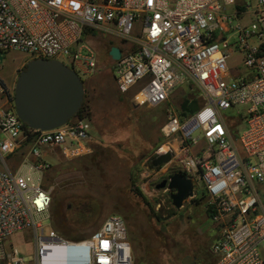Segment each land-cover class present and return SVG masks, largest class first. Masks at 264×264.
<instances>
[{"label":"built area","instance_id":"2783aa9c","mask_svg":"<svg viewBox=\"0 0 264 264\" xmlns=\"http://www.w3.org/2000/svg\"><path fill=\"white\" fill-rule=\"evenodd\" d=\"M95 39L110 43L118 90L134 91L138 106L165 104L187 81L200 88L204 103L192 113L167 111V140L152 159L172 156L152 167L173 165L193 179L195 190L203 186L218 229L214 264H264V0H0V69L8 53L22 52L27 61L61 60L88 80L102 64ZM114 45L121 49L117 60L110 55ZM233 55L239 59L232 68ZM86 118L33 129L19 117L0 73L6 165L0 169V264H133L121 214L109 215L83 238L47 225L53 197L43 183L49 164L42 147L59 148L70 159L89 154L93 135ZM17 153L27 155L13 171L7 158ZM22 166L27 171L20 172ZM28 229L34 254L26 261L10 239Z\"/></svg>","mask_w":264,"mask_h":264},{"label":"rangeland","instance_id":"374dc122","mask_svg":"<svg viewBox=\"0 0 264 264\" xmlns=\"http://www.w3.org/2000/svg\"><path fill=\"white\" fill-rule=\"evenodd\" d=\"M94 45L102 58L101 68L92 79L83 80L87 103L90 105L89 101L95 97L100 105L102 133L95 132L90 107L92 122L86 118L87 124L92 125L93 135L89 154L70 159L59 148L42 147V160L49 164L43 173V183L52 190L53 197L52 221L47 225L57 230L54 226L56 213L62 214L69 233L83 238L100 228L109 215L117 213L126 220L133 245V264H214L212 244L218 237V229L206 211L207 196L203 193V186L200 184L195 196L188 198L178 209L172 203L171 190L157 188V185L180 169L173 165L155 169L151 164L152 157L167 140L162 132L167 111L181 109L186 95L197 100L199 107L204 103L200 88L187 81L165 104L138 106L132 100L134 91L125 96L118 90L107 56L110 43L95 39ZM238 59L239 55L230 58L232 68ZM27 60L22 52L6 55L0 73L8 91H15L17 67L23 65L24 68ZM26 155H12L7 158V163L15 171L23 164ZM29 158L32 161L37 159L32 155ZM3 159L0 153V169L6 168ZM19 171L25 172L27 167L22 166ZM34 175L38 176L37 173ZM137 186L151 207L135 192ZM10 242L21 251L26 261L33 259L32 230L16 233ZM176 247L187 253L181 258L183 263L173 252Z\"/></svg>","mask_w":264,"mask_h":264},{"label":"water","instance_id":"95a60500","mask_svg":"<svg viewBox=\"0 0 264 264\" xmlns=\"http://www.w3.org/2000/svg\"><path fill=\"white\" fill-rule=\"evenodd\" d=\"M110 55L120 59L121 49L114 45ZM3 59V56H0ZM85 81L69 65L58 59H31L20 70L15 85L14 106L19 117L33 129L49 130L66 124L80 109L85 99ZM167 152L152 159L159 167L171 159ZM157 188L171 190V200L178 209L195 196L192 178L175 172L163 179Z\"/></svg>","mask_w":264,"mask_h":264},{"label":"trees","instance_id":"16d2710c","mask_svg":"<svg viewBox=\"0 0 264 264\" xmlns=\"http://www.w3.org/2000/svg\"><path fill=\"white\" fill-rule=\"evenodd\" d=\"M191 106H193V107H191ZM197 107H198V101L197 100H193V99H191V96L186 95L184 97V100H183L182 104H181V109H179V112L182 115H186V114H189L190 112H193L194 110H196ZM90 113H91L90 112V105L84 99V101H83L80 109L76 113V115H80V116L87 115V116H89ZM134 190L151 207L149 201L146 199V197L143 194L141 188L137 186V187H135ZM56 215H57V218L55 219L54 226L59 231V233L61 235L65 236V237H68V238H80V237H74V236H72L69 233L70 231L68 229H66V223H65V220H64V215H62V214H59L58 215V213H56ZM155 216L157 217L158 220H160V216L159 215L156 214ZM173 252L178 257L180 263H183V261H182L181 258H183L184 255H187V253L185 251H182L178 247L174 248ZM152 264H154V262Z\"/></svg>","mask_w":264,"mask_h":264},{"label":"crops","instance_id":"0c3cea01","mask_svg":"<svg viewBox=\"0 0 264 264\" xmlns=\"http://www.w3.org/2000/svg\"><path fill=\"white\" fill-rule=\"evenodd\" d=\"M22 65L18 66V67H21ZM17 67V68H18ZM94 78V77H93ZM92 79V78H91ZM90 80V79H89ZM88 81V80H87ZM121 93V92H120ZM122 94V93H121ZM124 95V94H123ZM125 96H127L125 94ZM90 103V107H91V110H92V115H93V119H94V124L93 126H95V132H98V133H102V129H100V124H99V116H100V113H99V110H100V105L98 103V100H96L95 97H92L91 101H89ZM94 128V127H93Z\"/></svg>","mask_w":264,"mask_h":264},{"label":"flooded vegetation","instance_id":"af4514ba","mask_svg":"<svg viewBox=\"0 0 264 264\" xmlns=\"http://www.w3.org/2000/svg\"><path fill=\"white\" fill-rule=\"evenodd\" d=\"M21 69H23V65L21 66V67H18L17 68V78H18V76H19V72H20V70ZM15 93V91H13V94Z\"/></svg>","mask_w":264,"mask_h":264}]
</instances>
